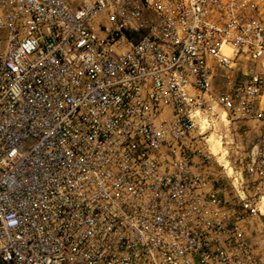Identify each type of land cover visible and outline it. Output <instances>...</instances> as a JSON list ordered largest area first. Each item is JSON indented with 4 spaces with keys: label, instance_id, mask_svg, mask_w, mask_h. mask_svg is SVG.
Returning a JSON list of instances; mask_svg holds the SVG:
<instances>
[{
    "label": "built area",
    "instance_id": "1",
    "mask_svg": "<svg viewBox=\"0 0 264 264\" xmlns=\"http://www.w3.org/2000/svg\"><path fill=\"white\" fill-rule=\"evenodd\" d=\"M223 114L264 126V0H0V264H264Z\"/></svg>",
    "mask_w": 264,
    "mask_h": 264
},
{
    "label": "rangeland",
    "instance_id": "2",
    "mask_svg": "<svg viewBox=\"0 0 264 264\" xmlns=\"http://www.w3.org/2000/svg\"><path fill=\"white\" fill-rule=\"evenodd\" d=\"M222 117H224V114ZM225 123L226 122H224V124ZM216 126L217 128H220L219 132L222 134L223 138L221 139L220 134L216 129L212 134H210L208 138V145L211 141L214 143L216 140H219L220 145L225 152L224 159H226L229 163L230 175H226V171L222 170L218 166L215 161L216 157L212 155H209V168H207V172H210L213 178L217 180V185L219 186L221 193L225 195L226 198H230L235 194L231 182H233V184L236 186L235 189L239 190L238 193L243 196L244 194L239 189L241 179L238 172L236 173V171H239L242 168L241 164L244 162V158L247 155V152H249L251 146L257 142H260L264 138V126L260 125L258 127V131H251V129L248 127H241L240 129H228L220 122H218ZM205 147L206 146H203L202 149ZM192 155L194 156L193 162L195 163L192 169L193 171H196L198 170L195 167H198L196 163L199 161V156L196 152ZM249 189H251V185L247 190L244 189L245 194L247 196H254V198L257 200L258 206L262 204L264 202L263 194L259 191L253 194L252 192L248 191ZM262 237L264 240L263 234Z\"/></svg>",
    "mask_w": 264,
    "mask_h": 264
},
{
    "label": "bare ground",
    "instance_id": "3",
    "mask_svg": "<svg viewBox=\"0 0 264 264\" xmlns=\"http://www.w3.org/2000/svg\"><path fill=\"white\" fill-rule=\"evenodd\" d=\"M224 122H225L224 121V117H222L220 123H222L223 125H225ZM216 129L218 130V133L220 134L221 139L223 138L222 134L219 132L220 131V128H217V126L215 125L214 126V129L211 130L210 133L208 134V136L206 137V144L208 146V150H209L210 155L216 157L215 161L218 164V166L222 170L226 171V175L229 176L230 175V172H229V170H230L229 169V163H228V161L226 159H224L225 152H224L223 148L221 147L219 140H216L214 143L211 141V142H209V145H208V140H209L208 138H209L210 134H212ZM231 185L234 186V187H236L233 184V182H231ZM263 203L258 206V208H259V210H260V212L262 214H264V204Z\"/></svg>",
    "mask_w": 264,
    "mask_h": 264
},
{
    "label": "crops",
    "instance_id": "4",
    "mask_svg": "<svg viewBox=\"0 0 264 264\" xmlns=\"http://www.w3.org/2000/svg\"><path fill=\"white\" fill-rule=\"evenodd\" d=\"M243 127H248L251 129V131H258V127L260 126L259 124H256L252 121H246L243 122ZM250 132V131H249ZM249 192H252L253 194H255L256 192H261L264 196V181L259 183L258 188H255V186H252L251 189L248 190Z\"/></svg>",
    "mask_w": 264,
    "mask_h": 264
}]
</instances>
